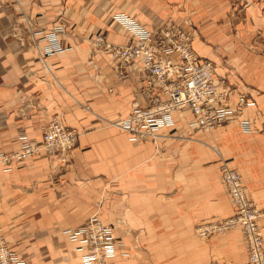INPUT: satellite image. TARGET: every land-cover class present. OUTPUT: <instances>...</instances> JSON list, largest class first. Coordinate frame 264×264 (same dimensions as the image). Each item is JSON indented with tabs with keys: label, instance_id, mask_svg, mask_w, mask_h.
Returning a JSON list of instances; mask_svg holds the SVG:
<instances>
[{
	"label": "crops",
	"instance_id": "1",
	"mask_svg": "<svg viewBox=\"0 0 264 264\" xmlns=\"http://www.w3.org/2000/svg\"><path fill=\"white\" fill-rule=\"evenodd\" d=\"M181 2L0 0V152L15 151L20 132L42 143L45 127L54 118L80 134L78 147L62 167L46 155L30 158L11 172L0 166V228L27 264H79L78 245L61 231L84 225L104 207L111 215L101 214L102 220L124 227V250L131 252L112 264L247 261L240 234L216 236L206 244L193 232L203 219L231 211L219 158L207 145L230 160L249 198L264 208V134H244L237 124L214 135L196 133L189 127L194 114L183 110L175 114L173 129H165L157 142H134L115 123L147 105L145 71L133 62L128 81L121 82L116 59L93 44L99 35L110 44L137 42L133 32L113 21L116 12L134 14L153 32L163 20H175L176 26L195 35L193 46L201 57L219 61L226 56L236 64L243 80L236 74L229 80L255 86L239 85V92L258 99L264 121V94L258 91L264 90V57L228 42L229 14H211L204 3L196 6L201 14L188 11L189 5L183 14L177 10L181 7L176 9ZM192 7L195 10L194 2ZM248 16L251 27L264 29V14ZM57 23L66 26L59 39L69 49L43 55L38 47L46 43L34 33ZM213 44L220 46L219 53ZM225 71L220 66L217 73ZM234 88L230 97L236 101ZM171 194L173 198L166 197ZM262 225L264 234V219Z\"/></svg>",
	"mask_w": 264,
	"mask_h": 264
},
{
	"label": "built area",
	"instance_id": "2",
	"mask_svg": "<svg viewBox=\"0 0 264 264\" xmlns=\"http://www.w3.org/2000/svg\"><path fill=\"white\" fill-rule=\"evenodd\" d=\"M113 19L133 32L137 42L123 46L110 44L103 36H98L94 45L107 49L116 59L121 82L128 81L127 70L131 63L140 64L146 74L144 94L149 103L135 108L127 119L115 123L119 128L124 131L146 129L142 136H150L152 130L173 124L171 115L175 110H192L195 113L208 110L207 103H211L217 89L213 70L210 62L197 57L189 34L179 26L175 32L161 27L153 32L124 13L116 14ZM62 34H65L62 27L48 32L44 29L36 31L34 35L46 43L43 49L38 47L39 52L51 56L67 51L69 48H64L59 39ZM77 135L73 128L54 119L45 127L42 143H36L26 133L20 132L18 148L11 153L0 152V164L7 171L11 165L33 158L42 151L71 149L78 144ZM223 178L236 210V215L227 220L223 228L241 225L249 241L248 259L244 264H264V239L256 223L260 210L247 198L238 172L227 167ZM74 238L78 245L83 244V264H111L116 256L118 246L113 230L97 217L76 230ZM25 263L21 254L10 248L0 229V264Z\"/></svg>",
	"mask_w": 264,
	"mask_h": 264
},
{
	"label": "rangeland",
	"instance_id": "3",
	"mask_svg": "<svg viewBox=\"0 0 264 264\" xmlns=\"http://www.w3.org/2000/svg\"><path fill=\"white\" fill-rule=\"evenodd\" d=\"M193 2L195 4V10H193V7H192ZM203 3L205 5L206 9L211 11V14H229L228 23H227V24H229L230 31H231V32H229V35L227 36L229 43L242 45V47H244V49L247 50V51H244V53L250 52L251 54H254L257 57H264V29H261L258 27H255V29H254L253 27H251L250 22H249V16H248V14H264V0H182L180 6L178 5L176 7V9L178 7H181L180 9H177V10L181 11L184 14V12L187 9V5H189L191 10H188V11H192V13H194V14H201L202 10L196 6L198 4L200 5ZM116 14H118V12H116ZM116 14H113V17ZM131 16L134 19H136L138 22L141 23V21L138 19V17H136L134 14L133 15L131 14ZM113 21H115V20L113 19ZM193 25H194V23H193ZM57 27L64 28L65 33H66V26L63 23H57V25L53 26L52 28L44 29V30H45V32H48V31L54 30ZM157 27H158V29H159V27H161L163 29L167 28V29L173 30L175 32V28H177L178 26H175V20H171V21L163 20L162 22H160L158 24ZM40 30H42V29H40ZM196 30L198 31L197 28H196ZM37 31H39V30H37ZM184 32H186V31H184ZM187 34H189V33H187ZM196 34H198V36H196V37H198L202 41H204V38L202 37L201 34H199V33H196ZM189 35L192 37V44H193V41L195 40V35H192V34H189ZM99 36H101V35H99ZM96 38H94V39H96ZM93 44H94V40H93ZM212 48L215 52L219 53L220 46L218 44H213ZM193 49H194V46H193ZM98 51H101V50L96 49V52H98ZM104 51L107 52V49H104ZM194 52L199 59H203V60L210 62L211 66H212V70H213L214 82L216 84L217 89H216V93L213 94L211 103L210 102L207 103V108H208L207 111L195 113L194 111L191 110L192 113L194 114V118L189 124L190 129L192 131H195L196 133L200 132V133H204V134H208V135H214L218 130H220L222 128H225L231 124H237V126H239V128L241 129V131L244 134H247V135L264 134V121H262V119H261L262 114H261V111L259 109L258 99L253 97L250 92L249 93L248 92H239V85L245 86L246 88H252L254 90L256 89L255 86L252 83H248V82H244V81H241L240 83H238L236 85L229 80V77H228L229 75H232V74L235 75L236 74L235 76L238 75L239 77H241V74L237 71L236 64L233 61H231L228 57L221 56L220 60L217 61V60H212L209 58L201 57L195 49H194ZM220 66H221V68L226 70L225 71V72H227L226 74L218 75L217 70ZM241 80H243L242 77H241ZM232 86L235 87L234 89L238 92L236 101L231 100V97H230V92H231ZM146 87H147V84H146ZM146 89L147 88H145V90ZM258 91L260 93L264 94L263 89H259ZM147 104H149V103L147 102ZM249 109H250V111H249ZM251 109L254 110V113H253V110H251ZM180 111H183V110H175V112L172 113L171 118L173 120V124L164 125L160 129L152 130L153 132H150L151 133L150 136H142V133L145 132L146 129H141V128H135V130H132V131H124V130L123 131L128 133L134 142L142 141V140L157 142L160 138H162V134H163V131L165 129H173V127L175 126V114L180 112ZM54 119L61 120L65 125H67L64 122V120H62L61 118H54ZM54 119H52V120H54ZM75 131L78 134L77 135V138H78L77 146H75L71 149H68V150L60 149L57 151L51 150L48 152L42 151L41 154H39L37 156L46 155V156L50 157L49 159L52 160L53 163H55V166L62 167L61 165L65 164L69 161L71 154L74 152V150L79 145L80 134L78 133L77 130H75ZM43 136H44V133H43ZM17 140H18V146H19V134L17 135ZM207 146L210 149H212L213 152L216 153L218 158H219V163H218L219 174H220V178H221V182L223 184V187L227 190V193L229 195V200L231 202V207H230L231 211L228 213L227 216L226 215L221 216V215L213 214L210 218L203 219L201 222H198L194 226L193 234L195 236H197L204 243L209 244L210 240L213 237L226 236L230 233L236 232V233L240 234V237H242V239L244 240L243 244H244V248L246 250V256L248 258L249 241L246 237V234L244 232L243 227L241 225H238V226H234V227L229 228V229L223 228L224 223L236 215V210H234L235 208L233 205V201H232V199H230L231 196H230L228 187H227V185L224 181V178H223V172L225 171V169L227 167L233 171L238 172V173H239V171L230 164V160L225 159L222 156V154H220L219 149L217 147H210L209 145H207ZM37 156H35V157H37ZM25 162H23V164H25ZM21 163L22 162L16 163L15 165H11V167H9L10 170L8 169L7 171H5L4 166H2L1 164H0V166H2V168L5 172H11L14 170L15 166H17L18 164H21ZM239 174L241 175V173H239ZM241 177H242V175H241ZM242 183H243L247 198L249 199L250 202H252L260 210L259 211V213H260L259 218L256 220V223H257V225H258V227L262 233L263 239H264L263 225H262V222L264 219V208L259 206L257 202H255L251 198H249L248 191H247L248 188L244 182L243 177H242ZM173 196L174 195L171 194V195L166 196V197L167 198H173ZM111 201L112 200H109L106 202L111 203ZM109 211H110L109 207L108 208L104 207V208H100V209L98 208L97 211L95 212V214L92 215L88 220H91L92 218L97 217V218H99V220L101 222L105 223L106 225H109L113 230V235L115 236V240L117 242L116 245L118 246L116 256L114 259H116L118 257L126 258V257L131 255V252L129 250H124L126 244L123 242L122 237H121V234L124 233V231H125L124 227L119 226L114 222L106 223L102 220L101 214H107V213L110 214L111 212H109ZM84 225H82V226H84ZM82 226L67 227V228H64L61 232L63 235H65L68 238V240L70 242H72L75 245L76 244L78 245V242H75L76 240L74 238L75 231L79 230ZM263 242H264V240H263ZM82 246H83V244L79 243V245L77 246L78 248H76V250L80 253H82L81 250H83ZM25 261H26L25 264H27L29 260L25 259ZM112 261H111V264H112ZM79 264H83V261H80ZM151 264H155V263L152 262Z\"/></svg>",
	"mask_w": 264,
	"mask_h": 264
},
{
	"label": "bare ground",
	"instance_id": "4",
	"mask_svg": "<svg viewBox=\"0 0 264 264\" xmlns=\"http://www.w3.org/2000/svg\"><path fill=\"white\" fill-rule=\"evenodd\" d=\"M43 49V48H42Z\"/></svg>",
	"mask_w": 264,
	"mask_h": 264
}]
</instances>
